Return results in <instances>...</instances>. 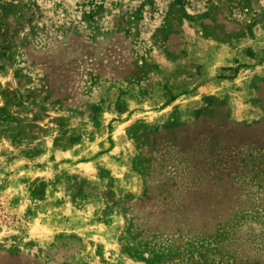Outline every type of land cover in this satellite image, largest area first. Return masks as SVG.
I'll return each instance as SVG.
<instances>
[{
	"label": "rangeland",
	"instance_id": "374dc122",
	"mask_svg": "<svg viewBox=\"0 0 264 264\" xmlns=\"http://www.w3.org/2000/svg\"><path fill=\"white\" fill-rule=\"evenodd\" d=\"M0 264H264V0H0Z\"/></svg>",
	"mask_w": 264,
	"mask_h": 264
},
{
	"label": "built area",
	"instance_id": "2783aa9c",
	"mask_svg": "<svg viewBox=\"0 0 264 264\" xmlns=\"http://www.w3.org/2000/svg\"><path fill=\"white\" fill-rule=\"evenodd\" d=\"M9 213L7 209L0 204V227H2L7 221H10Z\"/></svg>",
	"mask_w": 264,
	"mask_h": 264
}]
</instances>
